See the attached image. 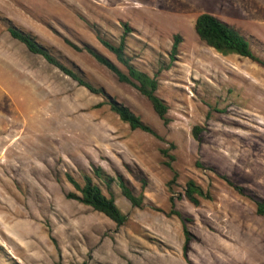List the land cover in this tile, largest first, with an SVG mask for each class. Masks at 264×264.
<instances>
[{"label":"rangeland","instance_id":"rangeland-1","mask_svg":"<svg viewBox=\"0 0 264 264\" xmlns=\"http://www.w3.org/2000/svg\"><path fill=\"white\" fill-rule=\"evenodd\" d=\"M204 12L264 59V0H0V264H264L254 200L264 199V66L204 42ZM9 21L104 92L30 51ZM124 23L128 54L159 80L168 124L85 49L127 72L93 27L119 42ZM110 99L159 136L133 129ZM86 175L115 197L124 224L69 195L80 194L70 176ZM191 178L210 196L199 205L186 196Z\"/></svg>","mask_w":264,"mask_h":264},{"label":"trees","instance_id":"trees-1","mask_svg":"<svg viewBox=\"0 0 264 264\" xmlns=\"http://www.w3.org/2000/svg\"><path fill=\"white\" fill-rule=\"evenodd\" d=\"M124 33L119 42L114 41L107 37L100 27L93 25L94 30L97 33L99 40L112 52H114L118 60L123 63L128 71L122 70L117 63H115L107 55L92 47L86 45L85 49L91 53L100 63L108 67L113 71L118 79L122 82L130 83L137 87L144 95L151 101L154 109L158 115L164 120L166 124L169 123L170 118L168 115L169 105L159 94L157 93L159 88V80L155 76H151L146 71L140 69L133 61L132 57L127 52V36L132 31V28L128 23H124ZM8 29L12 36L23 43L29 48L30 51L36 54L44 56L50 63L54 64L66 74L73 77L81 85L86 86L94 93H102V88L95 87L92 83L84 79L79 72L68 67L64 64L53 52L42 43H40L35 35L27 32L21 28H18L12 22L9 21ZM195 30L199 37L206 42L209 46L216 49L218 52L228 55L232 53L239 54L244 57H249L252 60L260 63L264 66V59L255 53L252 49L251 42L241 32H239L232 25L222 20L218 16L204 12L198 15L195 20ZM177 43L174 48L176 49ZM109 103L112 109L120 116V118L127 122L133 129H141L155 136H159L157 131L148 123L136 114L130 107L116 99H110ZM195 128L196 134L198 133ZM171 158H174L172 155ZM169 164H171L169 162ZM70 180L80 192L69 194L85 203L92 206L94 209L103 212L117 225H122L128 220V215L122 211L116 202L113 195L108 196L104 193L101 186L94 182L93 178L89 175L85 176L84 184L77 181L70 176ZM119 184L122 188L123 194L134 204L142 205L143 197L134 193L131 186L126 182L123 177H120ZM241 194H245L244 188L230 182ZM187 198L194 204L199 205L202 198H209L210 196L205 192L204 188L197 183L195 179H189L186 188ZM257 214L264 216V199L255 198ZM189 233L188 231H186Z\"/></svg>","mask_w":264,"mask_h":264}]
</instances>
